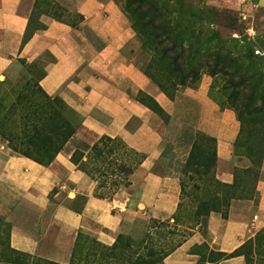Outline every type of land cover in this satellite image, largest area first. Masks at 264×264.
<instances>
[{
	"label": "crops",
	"instance_id": "0c3cea01",
	"mask_svg": "<svg viewBox=\"0 0 264 264\" xmlns=\"http://www.w3.org/2000/svg\"><path fill=\"white\" fill-rule=\"evenodd\" d=\"M52 2L82 19L72 25L42 10L36 16L40 27L21 44L36 0H0V76L15 58L38 62L41 88L60 97L81 120L75 139L91 145L106 135L142 154L128 187L108 198L96 195L95 181L70 160L73 149L63 148L49 164H40L0 138V213L10 224L11 246L68 263L78 233L104 245L119 234L139 241L151 218H168L176 210L179 172L170 171V156L164 154L169 124L138 100L140 93L152 97L171 121L214 138L220 181L233 182L234 167L250 163L233 153L239 122L232 109L210 96L206 77L169 97L138 67L135 33L114 0ZM187 143L182 139L174 146L175 158L187 155ZM256 192V199H233L227 217L211 211L205 227L192 229L162 264H196L200 254L193 248L202 243L231 252L254 238L264 227V158ZM212 264L258 262L234 254Z\"/></svg>",
	"mask_w": 264,
	"mask_h": 264
},
{
	"label": "trees",
	"instance_id": "16d2710c",
	"mask_svg": "<svg viewBox=\"0 0 264 264\" xmlns=\"http://www.w3.org/2000/svg\"><path fill=\"white\" fill-rule=\"evenodd\" d=\"M160 1L163 3L162 0ZM39 2L41 0H36V6ZM137 3L135 11L142 6L148 8L142 16L134 21L132 20L134 32L138 38L140 37L142 45L145 46L148 43V39H154V35L150 37L149 33H145V30L156 20H161L164 17L166 13L161 11H169L172 8L167 0L161 8L151 7L150 3H152V0H138ZM40 12L36 13V11H33L31 14L21 44L28 40L35 28L40 27V24L36 22V16ZM127 12L129 13V11ZM74 15L78 17L76 22H69L59 16H54L59 20L77 25L82 19V15ZM144 17H147L146 21H143ZM184 32L181 33V39ZM230 41L233 44L227 45L219 39L212 49L195 48L194 54L201 56L207 52V55L215 58L211 65V73L224 70L226 65L236 62V56L242 54L243 60L256 64L252 71L254 74H259L255 70L262 65L264 57L258 58L256 62H253L252 47L259 46L263 48L262 42L260 41L255 45L250 41H246V39H230ZM240 41L242 43H239ZM189 48L181 46L182 53L189 51ZM152 61L150 56V60L145 64L142 71L161 89L163 84L156 78L154 72L149 70ZM175 62L176 60L172 65ZM237 70L234 69V72ZM41 75L42 72L39 78ZM243 78L242 75V80ZM186 79L187 75H183L179 76L176 81L179 83ZM242 80L237 82V87L247 83V81ZM5 84L10 85L11 91L14 86H17L9 81H0V138L5 141L6 146L12 151L40 164H49L59 151L75 140L76 132L81 125L80 118L60 97L47 94L38 81L35 84V91L31 90L29 92L25 85H22L13 97H8L10 91L4 87ZM175 91L176 89L171 93H165L172 97ZM140 94H143L146 98L140 97ZM140 94L138 95L139 101L155 111L164 121L170 118L152 97L144 93ZM244 133V125L240 119L239 130L234 141V154L239 145L238 141ZM261 138L262 134L256 135L250 144L245 145L244 156L249 160L250 164L244 168L235 166L233 169V182L225 183L215 176L216 152L214 138L201 132H195L189 141L190 147L185 157L183 168L179 172L180 195L175 212L164 220L151 218L148 223L147 238L141 241L119 234L111 245H104L83 233H78L68 263L57 262L12 247L10 244V224L4 216L0 215V264H162L163 258L174 250L191 233L194 227H202V229L205 227L207 216L211 211L220 212L223 217H227L228 208L233 199H256V183L260 175L261 162L264 158V154H260L262 149ZM112 139H117L125 152L124 156L120 155L121 164L116 170L121 173V181L126 185L129 183L128 175L141 162L142 154L129 148L118 138L102 135L91 145L84 140L77 139L78 142L71 151L70 160L94 180L96 178L94 172L96 170L100 171L103 168L102 161L106 159L107 155L113 153L112 147L99 144L103 143V140ZM202 141L205 143L209 142V145L203 147ZM195 148L197 153L194 150ZM257 155L259 156L256 159ZM243 172L253 173L251 185H244L245 187L240 185L241 174H237ZM101 186L106 188L104 185ZM111 188L108 187L106 190L109 191ZM95 194L100 197H111L110 194L102 191L95 192ZM156 224L165 227L173 226V230L168 231L175 234V237H171L170 240H164L165 234L156 230ZM175 229L180 230V234H176ZM258 233L263 234L264 227ZM151 234L156 236L155 241L152 240ZM249 240H246L240 247L231 252L208 250L218 255L217 260L234 254H244L240 249ZM196 246L193 250L199 253L195 250ZM201 258L202 254H200V259L196 264L201 263ZM209 264H212V262Z\"/></svg>",
	"mask_w": 264,
	"mask_h": 264
},
{
	"label": "rangeland",
	"instance_id": "374dc122",
	"mask_svg": "<svg viewBox=\"0 0 264 264\" xmlns=\"http://www.w3.org/2000/svg\"><path fill=\"white\" fill-rule=\"evenodd\" d=\"M114 2L126 15L129 25L134 31L132 20L142 16L148 8L142 6L135 11L138 0H114ZM162 2L164 3L166 0H162ZM167 2L171 4L172 9L161 11L166 13L164 17L161 20H156L145 30V33H149L150 37L154 35V39H148V43L144 46L140 37L138 38L134 32L138 44L136 60L138 67L142 70L151 56L153 61L149 70L154 72L156 78L163 84L161 90L166 93H171L180 87L198 85L201 78L206 77L209 81L210 96L221 106L232 109L239 124L240 119L243 122L245 133L238 141L239 145L235 155L245 157V145L250 144L256 135L261 134L262 149L260 154H264V61L262 60V65L255 70L259 74H254L252 69L256 64L243 60L242 54H240L236 56L235 63L226 65L224 70L211 73V65L215 58L207 55V52L201 56L194 54L195 48L212 49L219 39L227 45L233 44L230 39H246L255 45L261 41L263 45V48L252 47L253 62L264 57V0H167ZM163 3L160 0H152L150 5L161 8ZM42 10L69 22H76L78 19L77 15L64 11L52 0H41L35 7V11L37 13ZM146 20L147 17H144L143 21ZM183 31L185 32L181 39ZM181 46L190 47L189 51L182 53ZM175 60V64L172 65ZM234 69L238 70L234 72ZM41 72L38 62L27 63L22 58H15L2 72L0 81H9L17 85L12 91L9 84L4 85L10 91L8 97H13L22 85H25L29 92L35 91V84ZM183 75H187V79L178 83L176 80ZM241 80L247 81V83L237 87V82ZM139 96L146 98L143 94ZM167 122L169 124L166 132L168 141L164 154L170 156V171L177 169L180 172L186 156L183 158V155H180L175 158L173 148L182 139H185V143H190L195 132L170 119ZM86 136L90 139L94 138L89 134ZM77 142L78 140L75 139L64 148L72 150ZM202 142L203 147L209 145V142ZM104 144L106 147H112L113 153L107 155L106 159L102 161L103 168L94 172L96 176L94 190L96 193L102 191L112 196L116 191L126 189L129 184L124 185V182L121 181V173L116 170L121 164L120 155L124 156L125 152L117 139L103 140V143L101 142L99 145L103 146ZM194 150L197 153V149ZM239 174H241V186L251 185L253 173L243 172L237 175ZM129 177L130 174L128 181H130ZM108 187H112L113 190L112 188L109 191L106 190ZM0 215L3 216L2 213ZM198 228L202 229V227ZM156 230L165 234L164 240L175 237V234L169 232L173 230V226L165 227L156 224ZM174 231L176 234L181 232L176 229ZM147 234L142 240L147 238ZM256 236L247 241L240 251L244 253L248 262L256 260L258 264H264V233H258ZM151 237L155 241L156 236L151 234ZM195 250L202 254L200 264H209L218 258V255L210 252L205 244L196 246Z\"/></svg>",
	"mask_w": 264,
	"mask_h": 264
}]
</instances>
